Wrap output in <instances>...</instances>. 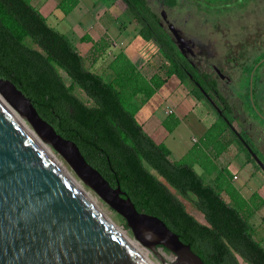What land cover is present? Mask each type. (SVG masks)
<instances>
[{
  "label": "trees",
  "instance_id": "16d2710c",
  "mask_svg": "<svg viewBox=\"0 0 264 264\" xmlns=\"http://www.w3.org/2000/svg\"><path fill=\"white\" fill-rule=\"evenodd\" d=\"M119 1L139 25V36L145 41H154L165 59L149 78L125 54L119 53L109 63L114 76L106 81L85 66L83 56L71 40L51 27L28 0H0V77L13 82L57 133L74 141L86 161L112 186L119 185L138 211L161 219L205 264H239L236 255L248 264H264V248L254 239L253 227L248 221L261 199L255 203L253 198L258 195H252L249 204L230 182L226 183L222 173L211 185L193 168L194 162L203 166L202 161L212 162L233 137L240 142L247 160L255 163L244 143L255 153L256 149L244 132L234 129L232 107L219 89L217 76L200 71L183 56L169 31L162 26L161 16L150 8L147 0ZM63 2L58 6L62 7ZM76 3L71 0V5L63 10L68 12ZM259 60L246 65L249 72ZM59 70L70 79V85L65 83ZM171 76H176L181 83L187 81L191 94L205 100L217 117L203 134L202 144L206 149L203 157L171 159L169 148L143 131L134 111L126 104L138 94L144 99L150 98ZM246 81L242 99L251 108L249 74ZM196 83L211 97L221 114ZM73 85L90 103L73 92ZM252 112L258 117L253 109ZM177 124V118L171 115L163 121L168 131ZM170 188L188 200L204 222L190 213ZM222 192L228 194L231 203L224 199Z\"/></svg>",
  "mask_w": 264,
  "mask_h": 264
},
{
  "label": "water",
  "instance_id": "95a60500",
  "mask_svg": "<svg viewBox=\"0 0 264 264\" xmlns=\"http://www.w3.org/2000/svg\"><path fill=\"white\" fill-rule=\"evenodd\" d=\"M160 15L166 20L164 12ZM166 22L179 51L191 52L189 40L172 23ZM254 69L249 80V100L255 108ZM196 85L221 114L211 97ZM0 95L77 177L125 220L142 246L156 255V247H162L175 256L170 262L160 258L163 264H205L161 219L138 211L119 185L112 186L87 162L77 144L57 133L9 79L0 77ZM245 147L264 171L256 153L247 144ZM0 264H148L35 144L1 98Z\"/></svg>",
  "mask_w": 264,
  "mask_h": 264
},
{
  "label": "rangeland",
  "instance_id": "374dc122",
  "mask_svg": "<svg viewBox=\"0 0 264 264\" xmlns=\"http://www.w3.org/2000/svg\"><path fill=\"white\" fill-rule=\"evenodd\" d=\"M28 1L52 27L70 38L72 34L70 31L72 19L69 17L61 18L62 15H64L63 9L71 5V0H62L65 1L62 7H55L54 9L53 5L61 0ZM76 1L78 2V0ZM170 1L171 0H147L150 8L159 17L161 12H164L166 14V21L172 23L185 39L196 42L197 45H195L194 48V55L185 53V57L200 71L212 73L217 76L219 89L232 107L230 116L233 118V126L237 131L244 132L248 138L251 139L253 147H256L258 150H256L257 157L264 164V119L261 118L262 115L264 116V0H174L173 3ZM112 2L113 0H79V6L74 10V17H82L80 21L82 22L83 20L84 22V20L86 21L87 18L90 19L93 16L99 18L101 15L103 17V9L105 11H112L116 14L112 15L116 16V19L109 29V34L112 35L115 32L117 25H125V27L122 28L124 33L121 30L123 35L131 36L127 38L126 51L139 50L144 58H150L151 51H153L154 48H152L149 43H145L143 40H139L138 37L133 36L134 33H131L132 29L134 27L137 29L139 25L134 21L130 22L128 14L119 13V9L112 7ZM41 6L43 10L48 9L50 11L52 10V12L49 15H44L45 13H43L44 11L40 8ZM97 13H99V15H96ZM104 18L105 20L110 18L109 14L105 13ZM160 21L165 28L167 22L162 20L161 17ZM26 41L28 42L27 39ZM200 49L203 50L202 53ZM257 59H262L259 62L262 61L263 64L257 68L254 73L253 100L255 108L252 107V105L250 108L244 103L241 95L246 93V79L249 74L250 80L252 71L250 70L249 72L246 65L253 64ZM163 62H165L164 57L157 52L156 56L151 61L152 65L149 67L150 71L157 70V66ZM105 65L106 61L97 64L96 69L98 71L104 68L101 72H97L95 69L92 70L100 74L107 81L112 78L113 71L110 67L105 68ZM214 69L218 71V73H216ZM59 72L65 83L70 85V79L61 70H59ZM184 85L188 88L191 87L187 81H185ZM72 90L79 98L88 102L85 94L76 85L72 86ZM181 91L182 88L179 86L177 77L171 76L147 101L144 100L143 95H139L130 98L126 104L128 108L134 111L136 119L139 122H142L143 119L152 114L157 117H165L164 108L167 96L166 92L172 94L171 97H168V101H170L174 100V98H176L175 96L182 94ZM0 97L3 99L1 95ZM3 101L5 100L3 99ZM5 103L14 113L16 112L6 101ZM202 103L210 107L205 100H202ZM210 108L212 109V107ZM252 109L256 113L257 111H261L258 117L254 115ZM15 114L18 121L21 122L29 132L33 133V135L46 147L53 161L63 170L62 172L79 187L82 193L92 202L94 207L133 246L144 261L148 264H163L160 258L167 262L175 259V256L165 248L156 247V252L158 254L156 255L155 252L142 246L141 243L133 237L131 230L125 224V220L77 177L65 160L49 144L43 142L39 138L23 117L17 112ZM175 115L180 121L172 133L161 130L153 136L158 141H162L163 144L170 149V156L172 159L192 160L197 157V155L203 157L206 152L202 144L203 132L205 131L203 121L198 119L197 115L192 111L183 112V110L179 108ZM229 136H232V134L230 133ZM235 145L245 154V151L241 148L240 142L233 137V140L226 146V151L231 153L234 158L223 170H217L211 161L206 163L202 161L204 166L200 163H195L216 176L222 173L226 183H229L232 174L237 172L239 180L236 182V186L240 188L243 196H248L251 193L256 195V192L261 191L264 192V171L256 162L253 163L254 165L251 163L246 165L243 164L241 162V156L235 155ZM147 168L156 175L150 167L147 166ZM196 169L198 170L199 168L196 167ZM157 177L163 181L161 177ZM170 189L174 195L182 200L190 213L200 222H204L203 216L188 200L181 197L174 189ZM223 194V197H229L225 192H222V195ZM253 200L255 203L260 202L259 197H254ZM261 201L256 211L252 213L253 215L251 214L250 222L257 225L255 229L252 226L253 235L255 240L264 248V242H260L261 237L264 235V222L262 223L260 219L264 214V200L261 199ZM236 259L239 264H248L238 255H236Z\"/></svg>",
  "mask_w": 264,
  "mask_h": 264
},
{
  "label": "crops",
  "instance_id": "0c3cea01",
  "mask_svg": "<svg viewBox=\"0 0 264 264\" xmlns=\"http://www.w3.org/2000/svg\"><path fill=\"white\" fill-rule=\"evenodd\" d=\"M61 1H59L57 4L53 5V9L55 7L56 8L59 7L58 5H59V3ZM111 5H112V7H115L116 9H119L120 10L119 13L128 14L127 11L124 10V8L121 5L119 0H113ZM78 6H79V0L75 4V6H73L68 12H65V11L63 12L64 15H62L61 19H63V17L64 18L69 17L70 19H72V25H71V30H70L72 34L70 35V38L66 34L65 35L71 40V42L73 41L72 43L75 45L77 50L83 56L84 64H85V66L87 68H89L91 70L95 69L97 72H101V71L104 70V68L102 70L98 71L96 69L97 64H100L101 62L106 61V65L104 67L105 68L109 67V63L117 56V54L123 53L133 63V65L136 67V69L142 73V75L145 78H149L154 72H156L158 70V69L157 70L155 69L154 71H150V69H149L150 65H152L151 61L156 56V53L159 52L157 44L154 41H145L143 38H141L139 36V34H138L139 27L137 29L134 27L132 29L131 33H134L133 36L138 37L139 40H143L145 43H149L150 46L152 48H154L153 51H151L152 53H151L150 58H144L141 55V51H139V50H129V51L127 50L126 51V43L128 42L127 38H129L131 36H124L123 35L124 31L122 30V28L125 27V25H121V26L117 25V27L115 29V32L112 35L109 34V29H110L111 25L114 23L113 21L116 19V16H112L115 13H113L110 10H108V11L106 10L105 11L103 9V12L101 11L104 14V15L102 14L103 17L101 15H100L99 18H96L95 16H93L92 18H90V19L87 18L86 21L84 20V22H83V20H82V22H81L80 18H82V17H78V18L74 17V10ZM40 8L43 10L42 6ZM43 11H44L43 13H45L44 15H46V14L49 15L52 12V10L50 11L48 9L47 10H43ZM105 13H108L109 16H110V18H108L107 20H105V18H104ZM96 15H99V13H97ZM129 21L132 22V19H131L130 15H129ZM46 22H47V20H46ZM129 24L132 25L131 23H129ZM121 30L123 31V33H122ZM92 71H94V70H92ZM113 76H114V73L112 75V78H113ZM111 79H109L107 81H110ZM178 83H179V86L182 88V91H181L182 94H179V95L175 96L176 98H174V100L168 101V97H171L172 94L166 92L167 96H166V100H165L166 103H165V108H164L165 117H157L156 115L152 114L151 116L146 117L145 119H143L142 122H139L136 119L137 122L141 125L143 131L147 135H149L152 139H154L156 142L163 143L162 141H158L153 136L158 131H161V130L164 131L165 130V132H167V133H172L175 130V128L177 127V125L179 124L180 119L175 115V113L178 110V108L180 110H183V112L192 111L194 114H196L198 119L203 121V126L205 127V131L203 133H205L206 130L213 123H215L217 121V117L215 115V112L208 105H204L202 103V100H198L197 98H195L190 92V87L188 88L187 86L184 85L185 82L181 83L178 80ZM139 95L140 94H138L136 96H139ZM148 99H144V100L147 101ZM190 100H191V102H190ZM187 110H189V111H187ZM169 115H175L173 117L177 118V120H178V124L171 131H168L163 125V121ZM135 118H136V116H135ZM234 129H235V127H234ZM227 138H228V136H226V139ZM250 141H251V139H250ZM254 148L257 150L256 147H254ZM234 150H235V155H237V156L240 155L241 156V162L243 164H245V165L246 164H250V163L253 164L252 162H249L247 160L246 155L242 153V151L240 150V148L238 146L235 145ZM207 153L211 157V153L209 151H207ZM233 158L234 157L231 155V153H229L225 149L217 157L212 159V163L214 164V166L216 167L217 170L218 169L219 170H223L225 167H227L229 165V163L231 162V160ZM171 159H172V157H171ZM173 160H177V159H173ZM196 167L199 168L198 169L199 171L196 169ZM193 168L195 169V171L198 174H200L204 178V180L206 182H208L211 185H213V181H214V178L216 177V175H214L212 172H209L208 170L203 169L202 167H200L195 162L193 164ZM238 180H239V176H238L237 172L233 173L232 176H231V181L230 182L234 185V187L238 191V193L246 201H248L249 204H251V202H249V199L251 198L253 193H251L248 196H243L241 194L240 188L236 186V182ZM256 194L258 195V197L260 199L264 200V192L263 191L256 192ZM223 196H224V194H223ZM224 199H226L229 203H231V201L229 200L228 197L227 198L224 197ZM254 211H256V209ZM251 216L249 217L248 221L255 229V226H257V225H255V224L250 222ZM260 219L262 220V223H263L264 222V214L260 217ZM253 237H254V235H253ZM260 242H264V235L261 237Z\"/></svg>",
  "mask_w": 264,
  "mask_h": 264
},
{
  "label": "bare ground",
  "instance_id": "6f19581e",
  "mask_svg": "<svg viewBox=\"0 0 264 264\" xmlns=\"http://www.w3.org/2000/svg\"><path fill=\"white\" fill-rule=\"evenodd\" d=\"M1 98V97H0ZM2 99V98H1ZM3 100V99H2ZM4 103H5V101H4ZM5 105H6V107H7V109H8V111H9V113H11V115L18 121V119H17V116H16V112L14 113L8 106H7V104L5 103ZM19 122V121H18ZM20 123V125H22V123L21 122H19ZM23 126V125H22ZM24 127V126H23ZM25 128V127H24ZM26 129V128H25ZM26 131H27V133L30 135V137H31V139L35 142V144L51 159V160H53L52 159V157L50 156V154L48 153V151L46 150V147L33 135V133H31V132H29L27 129H26ZM55 163V162H54ZM56 165H57V163H55ZM58 166V165H57ZM58 168H59V166H58ZM60 170H61V168H60ZM61 171H63V170H61ZM64 173V172H63ZM65 174V173H64ZM66 175V174H65ZM67 176V175H66ZM68 177V176H67ZM73 183V182H72ZM74 185H75V187L77 188V190L82 194V196L87 200V201H89L91 204H92V202L87 198V196L86 195H84L83 193H82V191L79 189V187H77V185L75 184V183H73Z\"/></svg>",
  "mask_w": 264,
  "mask_h": 264
},
{
  "label": "flooded vegetation",
  "instance_id": "af4514ba",
  "mask_svg": "<svg viewBox=\"0 0 264 264\" xmlns=\"http://www.w3.org/2000/svg\"><path fill=\"white\" fill-rule=\"evenodd\" d=\"M160 16H161V15H160ZM161 19L164 20V21H166V20L163 19L162 17H161ZM161 24H162V23H161ZM165 29H167V23H166V27H165ZM167 30H168V29H167ZM189 45H190V47H191V52L188 51L187 49H184V53H182L184 57H185V53H189L190 55H194V48H195V45H197V44H196L195 41H190V40H189ZM200 51H201V53H202L203 50L200 49ZM260 60H262V59H260ZM260 60H259V61H260ZM259 61H258V62L254 65V67H253V68H255V69H254V73H255L256 69L259 68V67L263 64L262 61H261V62H259ZM263 61H264V60H263ZM259 63H261V64H260L259 67H257V66L259 65ZM213 68H214V67H213ZM253 68H252V69H253ZM214 70H215V69H214ZM216 73H217V72H216ZM253 76H254V74H253Z\"/></svg>",
  "mask_w": 264,
  "mask_h": 264
}]
</instances>
